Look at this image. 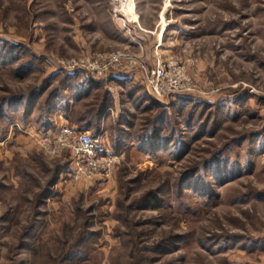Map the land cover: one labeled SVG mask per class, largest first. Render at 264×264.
I'll use <instances>...</instances> for the list:
<instances>
[{
  "label": "rangeland",
  "instance_id": "rangeland-1",
  "mask_svg": "<svg viewBox=\"0 0 264 264\" xmlns=\"http://www.w3.org/2000/svg\"><path fill=\"white\" fill-rule=\"evenodd\" d=\"M128 3L0 0V264H264V0ZM94 52L125 56L107 78L62 68ZM131 57L174 63L193 90L146 96ZM54 93L123 155L110 180H71L68 153L15 126L44 132ZM149 126L171 137L155 155Z\"/></svg>",
  "mask_w": 264,
  "mask_h": 264
},
{
  "label": "built area",
  "instance_id": "built-area-1",
  "mask_svg": "<svg viewBox=\"0 0 264 264\" xmlns=\"http://www.w3.org/2000/svg\"><path fill=\"white\" fill-rule=\"evenodd\" d=\"M123 53H93L78 58L60 61L62 68L68 72L85 71L91 76L107 78L120 68ZM129 72L135 69L142 74L145 89L151 98L164 99L173 94L193 90L190 79L184 77L174 63L158 59L149 65L140 58L129 59ZM31 138L36 147L50 158L63 153L70 156V165L66 175L71 180L87 181L110 180L122 160L123 155L115 153L109 143L104 141L102 133L93 134L86 130L60 124L54 132H34L22 123L15 125ZM14 126H12L13 129Z\"/></svg>",
  "mask_w": 264,
  "mask_h": 264
},
{
  "label": "trees",
  "instance_id": "trees-1",
  "mask_svg": "<svg viewBox=\"0 0 264 264\" xmlns=\"http://www.w3.org/2000/svg\"><path fill=\"white\" fill-rule=\"evenodd\" d=\"M84 87H87V82H85V84H83L80 87L79 94H78V96L76 95V97H75L76 99L75 100L80 101L82 99H86V98H88V96H90V94H92L91 89H89L90 87H87L85 90H84ZM56 94L57 93H54L51 96V98L48 100V103H47V105H46V107L44 109V114L42 115V120L43 121L45 120L44 123L48 126L46 128V130H45V126H44L45 124L43 125L42 128H43L44 132H48L49 129H51V128L55 127V125H57V120H58L59 116H65L69 120V122L71 123L69 125L72 126V123H75L76 125H78V127H79L78 129L82 130V128H90L91 127L92 124L89 121H86L85 124L83 123L84 121H82V120H79L77 122L76 121L75 122L71 121V119H70V111L74 107L75 102L73 101L72 98L70 99V97H66V96L62 97V96L56 95ZM32 95H34V94H31L28 97V100L30 98L32 99V97H33ZM27 104L28 105H26L27 108H26V111H25V112H27V113H25L26 116H27L28 111H29L28 110L29 102ZM3 108L5 109L6 114H8L7 111H9V109L7 107H4V106H3ZM102 114H104L103 111L102 110H98L96 118L99 117L98 120H100L101 117H102ZM52 118H54L53 121H52ZM98 120H97V122H99ZM27 121H28L27 118H25V119L22 118L21 119V122L26 123ZM149 127H148V130H144L145 131L144 135H142L140 137V141H141V144H142L141 149H143L146 152V154L155 155L157 153L156 152L157 149H160V148L163 149V148L167 147V144L170 143L169 141L171 140L170 139L171 137H168L165 141H163L162 138L159 137V135H158L159 130H157L155 127H150V129H149ZM190 176H191V174H190ZM189 180H190V177H189V179L187 181H189ZM152 202H153L155 207L160 206V204H159L160 198L159 197L155 196L153 198Z\"/></svg>",
  "mask_w": 264,
  "mask_h": 264
},
{
  "label": "crops",
  "instance_id": "crops-1",
  "mask_svg": "<svg viewBox=\"0 0 264 264\" xmlns=\"http://www.w3.org/2000/svg\"><path fill=\"white\" fill-rule=\"evenodd\" d=\"M130 76V79L133 80V82L135 84H138V82H141L142 84L144 83L143 82V79H142V75H139V73H133L132 75H129ZM145 93H146V96L150 97L147 93V91L145 90ZM112 96L114 98V100L116 101L118 98L116 97V95L114 93H112ZM119 110V105L117 106L115 104V110H114V114L116 116H119L120 112L118 111ZM60 124H71L69 122V120L65 117V116H59L58 117V120H57V125H55V127L49 129L48 131L50 132H54V130L60 125ZM72 126L73 127H76V128H79L78 125H76L75 123H72ZM32 130H34L33 128H30Z\"/></svg>",
  "mask_w": 264,
  "mask_h": 264
},
{
  "label": "bare ground",
  "instance_id": "bare-ground-1",
  "mask_svg": "<svg viewBox=\"0 0 264 264\" xmlns=\"http://www.w3.org/2000/svg\"><path fill=\"white\" fill-rule=\"evenodd\" d=\"M129 1V3H128V7H133V5L131 4L132 3V0H128Z\"/></svg>",
  "mask_w": 264,
  "mask_h": 264
}]
</instances>
